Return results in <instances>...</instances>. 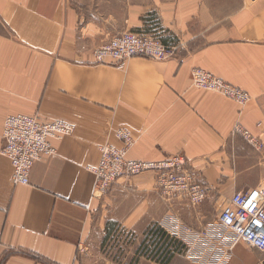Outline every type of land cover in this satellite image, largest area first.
Segmentation results:
<instances>
[{
	"label": "crops",
	"instance_id": "obj_1",
	"mask_svg": "<svg viewBox=\"0 0 264 264\" xmlns=\"http://www.w3.org/2000/svg\"><path fill=\"white\" fill-rule=\"evenodd\" d=\"M125 30L177 44L178 56L98 62L94 49ZM196 66L251 98L240 104L196 86ZM17 113L76 126L53 140L57 152L34 163L28 184L13 182L1 154L5 119ZM238 122L264 139V0H0V260L108 264L104 239L123 229L182 244L142 254L137 264H264V254L244 243L228 251L231 234L218 224L236 191L264 180V149L235 132ZM120 128L135 140L130 159L185 154L206 198L167 200L156 172L146 170L92 199L89 167L98 165L101 144L122 145ZM203 230L223 244L196 240Z\"/></svg>",
	"mask_w": 264,
	"mask_h": 264
},
{
	"label": "built area",
	"instance_id": "obj_2",
	"mask_svg": "<svg viewBox=\"0 0 264 264\" xmlns=\"http://www.w3.org/2000/svg\"><path fill=\"white\" fill-rule=\"evenodd\" d=\"M179 48L177 44L165 43L159 36L125 30L97 46L93 53L100 63L113 60L114 63L123 65L134 56L169 60L178 56ZM192 80L196 86L217 91L240 104L251 98L246 90L202 67L192 69ZM75 129V124L65 120H50L23 113L8 115L3 127L1 154L11 161L13 182L28 184L34 163L57 152L53 140L71 135ZM235 132L240 133L257 151L264 149V139L252 133L242 123L236 124ZM116 136L122 145L101 144L98 165L89 167L95 177L92 199L102 200L110 186L119 178H131L146 170L156 172L157 183L167 200L186 199L198 204L206 198L208 187L201 184L196 169L185 154L175 153L162 161L130 159L127 154L135 141L132 132L127 128H120L116 130ZM218 224L221 230L231 234L232 245L228 251L237 243H244L264 254V180L255 187L236 191L219 216ZM193 235L196 240H205L209 247L223 244L222 236H213L209 230L195 232ZM172 239L179 241L174 237ZM80 250L84 252L86 248L81 245ZM190 252L191 249H188L189 256L199 261ZM3 260L4 254L0 264H3Z\"/></svg>",
	"mask_w": 264,
	"mask_h": 264
},
{
	"label": "rangeland",
	"instance_id": "obj_3",
	"mask_svg": "<svg viewBox=\"0 0 264 264\" xmlns=\"http://www.w3.org/2000/svg\"><path fill=\"white\" fill-rule=\"evenodd\" d=\"M155 227L156 226L153 227L154 230L156 229ZM118 230L115 232L111 230L110 233L106 235L102 244V252L106 254L105 256L107 259L109 258L110 260L111 258L108 264H137L142 254L153 253L156 248H158L156 254L161 253V255H164L168 247L170 250L182 249V244L179 241L167 239L163 242V238L159 236L156 238L153 236L151 238L145 236L137 239L138 237L133 238L135 234L131 236V233H126L123 229L120 232H118ZM163 245L166 246L162 251Z\"/></svg>",
	"mask_w": 264,
	"mask_h": 264
}]
</instances>
